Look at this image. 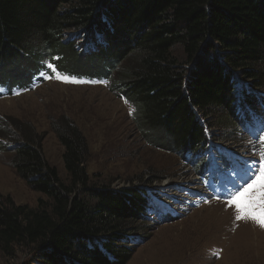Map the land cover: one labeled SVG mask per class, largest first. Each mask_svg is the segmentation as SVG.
<instances>
[{
	"label": "trees",
	"instance_id": "1",
	"mask_svg": "<svg viewBox=\"0 0 264 264\" xmlns=\"http://www.w3.org/2000/svg\"><path fill=\"white\" fill-rule=\"evenodd\" d=\"M79 35L98 52L83 58ZM179 44L185 63L174 54ZM50 65L111 81L142 134L202 176L207 127L233 124L237 105L257 106L253 94L237 101L236 78L264 87V0H0V84L28 86ZM54 130L68 179L46 160L41 137L16 142L13 166L46 199L31 206L0 193V253L28 250L39 264H127L150 206L146 190L93 182L83 131L62 119Z\"/></svg>",
	"mask_w": 264,
	"mask_h": 264
},
{
	"label": "rangeland",
	"instance_id": "2",
	"mask_svg": "<svg viewBox=\"0 0 264 264\" xmlns=\"http://www.w3.org/2000/svg\"><path fill=\"white\" fill-rule=\"evenodd\" d=\"M78 38L81 48L76 51H82L83 58L98 52L88 38ZM174 54L185 63L182 45H176ZM236 79V99L253 94L257 106L237 105L233 124L207 127V148L201 158L211 163L202 176L184 155L156 146L142 134L134 107L112 89L111 81L49 71L31 87L10 93L1 88L6 93L0 92V193L31 206L46 199L13 166L14 146L26 135L37 140L41 137L46 160L68 179L64 147L54 130L59 120H68L87 137L88 171L93 182L113 189L139 186L146 190L149 211L138 221L142 236L132 240L137 245L132 247L127 264H264V227L247 218L236 220L238 213L228 203L229 193L238 190L237 180L244 176L237 169L239 157H244L246 171L258 156L257 129L259 125L264 128V87L256 90L251 82ZM209 121L212 124L217 119L212 116ZM39 262L38 255L28 250H18L14 256L0 253V264Z\"/></svg>",
	"mask_w": 264,
	"mask_h": 264
},
{
	"label": "snow or ice",
	"instance_id": "3",
	"mask_svg": "<svg viewBox=\"0 0 264 264\" xmlns=\"http://www.w3.org/2000/svg\"><path fill=\"white\" fill-rule=\"evenodd\" d=\"M49 68L55 71L53 65ZM57 78L68 79L60 75H57ZM257 139L261 145L258 148V156L254 158L250 166H247L248 171L245 175L237 180L238 190L229 193L228 203L234 206L238 213L236 220L247 218L264 227V135L257 134Z\"/></svg>",
	"mask_w": 264,
	"mask_h": 264
},
{
	"label": "bare ground",
	"instance_id": "4",
	"mask_svg": "<svg viewBox=\"0 0 264 264\" xmlns=\"http://www.w3.org/2000/svg\"><path fill=\"white\" fill-rule=\"evenodd\" d=\"M241 163V162H240ZM242 164V163H241ZM245 165V164H244ZM228 185H226V187H227Z\"/></svg>",
	"mask_w": 264,
	"mask_h": 264
}]
</instances>
